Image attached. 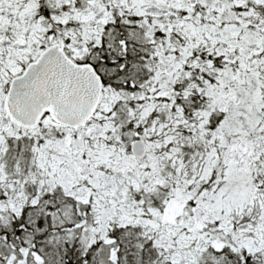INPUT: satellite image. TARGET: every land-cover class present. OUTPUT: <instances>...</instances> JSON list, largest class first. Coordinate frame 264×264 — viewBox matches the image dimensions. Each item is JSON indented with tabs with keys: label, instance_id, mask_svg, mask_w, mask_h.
<instances>
[{
	"label": "snow or ice",
	"instance_id": "obj_1",
	"mask_svg": "<svg viewBox=\"0 0 264 264\" xmlns=\"http://www.w3.org/2000/svg\"><path fill=\"white\" fill-rule=\"evenodd\" d=\"M0 264H264V0H0Z\"/></svg>",
	"mask_w": 264,
	"mask_h": 264
}]
</instances>
